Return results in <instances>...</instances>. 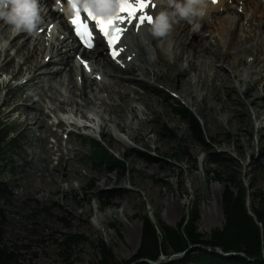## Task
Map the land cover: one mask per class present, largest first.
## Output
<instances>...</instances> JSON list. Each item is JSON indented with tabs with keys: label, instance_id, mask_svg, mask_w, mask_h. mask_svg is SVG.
Returning <instances> with one entry per match:
<instances>
[{
	"label": "rangeland",
	"instance_id": "rangeland-1",
	"mask_svg": "<svg viewBox=\"0 0 264 264\" xmlns=\"http://www.w3.org/2000/svg\"><path fill=\"white\" fill-rule=\"evenodd\" d=\"M237 12L242 13V10ZM217 23L218 20L214 24ZM56 24L57 22L54 26ZM42 31L43 29L35 31L34 35L37 36ZM168 38V35L160 37L156 43L158 47H163L168 41V48L163 57L167 64L172 62L175 53L174 45ZM140 45L145 51L140 52V61H144L150 56L149 47L142 42ZM7 46L8 41L0 35V121L17 131L26 151L14 158V164L18 168L16 177H11L5 171L2 173V179L11 184L15 196L8 206L3 207L7 216L4 241L18 255L21 263L68 264L70 260V264H89L100 258L101 243L111 248L119 261L129 260L140 247L142 219L146 215L154 219V215L159 214L166 224L176 227L188 215L189 210L195 208L200 216V232L209 234L213 229L223 227L224 184L207 175L210 169L218 167L206 163L203 148L189 134L188 126L174 115L173 107L176 102L182 103L201 118L206 134L215 140L216 150L239 159L240 166L236 170L241 172L247 186L253 182L255 189H264V108L261 110L253 105L254 97L250 96L249 92L253 90L254 82L251 81L252 76L247 77L248 72L253 74L254 79L259 77L260 68L249 67L248 63L252 59L250 55H244L242 61L237 64L238 78L244 75L241 77L242 82H239L238 78L233 79L232 84L225 88L215 79V69H208L207 89L201 91L204 100L201 96L192 101L175 91L160 88L159 85L153 87V95L158 102L154 115L140 102H134L140 119L147 120L142 125L147 127L146 141L140 142L133 140V135L139 128L137 123L132 129L126 128L127 132L122 133L108 121L107 112L100 108L99 104L87 113L89 120L76 116L71 107L65 106V110L62 109L59 114L65 122L61 126L64 131L58 129L54 122L60 119H55L49 109V99L41 101L38 96L35 100H40L48 114L46 124L50 127V133L46 136L35 127L23 133L24 129L19 124L20 114L10 113L15 105L14 99L18 95H35L40 91L34 92L31 85L26 86L23 91L20 90L19 86L29 78L27 73L16 78L11 84H5L17 74L23 63L21 58H17L14 64L8 63L9 59L4 56ZM98 46L97 41L93 50ZM65 50L63 48V51ZM14 53L12 50L9 55L12 57ZM122 57L124 59L125 54ZM259 63L264 65V56L257 62ZM183 66L186 64L183 63ZM58 67L62 65L53 68ZM200 69L201 67L196 65L188 72L187 79L197 78ZM218 69H224L229 74H232L233 70L230 67ZM165 72V67H162V73ZM260 86H264V77ZM132 88L139 94L148 91L144 85ZM64 95L67 94L64 92ZM100 95L108 100L105 92ZM129 96L133 98L134 93L130 92ZM169 96L173 99H169ZM6 99L10 103L4 106ZM216 111L220 112L218 119L222 126L219 128L213 124ZM129 116L131 117V113ZM157 116L161 119L157 120ZM70 118L78 121L81 128L69 127ZM85 123L88 127H84ZM164 126L176 131L182 138L185 156L177 157L180 149L176 140L161 135ZM71 128L75 132L70 135L67 131ZM54 132L61 135L60 143L53 135ZM69 138L71 143L67 144ZM89 139L101 141L112 155L124 157L126 170L121 172L105 166L94 167L90 162ZM119 140L127 142V147L122 150L113 147L112 142ZM46 145L55 151L52 155V165H59L62 156H70L74 159L77 175H74L71 187L67 183L62 185L59 194L48 197L41 191L30 197L29 181L40 176L39 172L46 157ZM69 151L76 156L69 155ZM145 155L152 156L155 160L148 162ZM197 156L198 163L195 164L194 159ZM83 175L85 177H82ZM108 177L112 182L106 183ZM99 194L107 196V206L98 202ZM118 194L120 196H116ZM70 234L83 236L84 243L74 247L68 254L59 243Z\"/></svg>",
	"mask_w": 264,
	"mask_h": 264
},
{
	"label": "bare ground",
	"instance_id": "bare-ground-1",
	"mask_svg": "<svg viewBox=\"0 0 264 264\" xmlns=\"http://www.w3.org/2000/svg\"><path fill=\"white\" fill-rule=\"evenodd\" d=\"M38 4L41 22L35 31H43L37 36L34 35L35 31L31 34L26 31L16 32L13 26L0 19V35L8 41L4 56L9 59V64H14L17 58L23 60L17 74L5 84L9 85L12 80L27 73L29 78L19 86L20 90L23 91L26 86L31 85L34 92L40 91L35 95H18L14 99L15 105L10 113L20 114L19 124L24 129L23 133L34 127L46 136L50 133V127L46 124L48 114L40 102L49 99V109L61 123L64 121L59 114L62 109L65 110V106L71 107L76 116L89 120L87 113L99 104L100 108L107 112L108 121L122 133L127 132L126 128L132 129L137 123L139 128L135 131L133 140L145 142L147 127L142 125L147 120L140 119L134 102H140L154 115L158 102L153 95V87L159 85L160 88L175 91L192 101L201 96L204 100L201 91L207 89L208 69H215V79L225 88L232 84L233 79L238 78L237 64L242 61L244 55L252 57L248 63L250 68H260L259 77L254 79L253 74L249 72L247 77L252 76L251 81L254 82L253 90L249 92V95L254 97L253 105L261 110L264 108V86H260L264 77V65L257 64L264 56V0H210L205 17L198 20V31H193L187 21L173 19L167 35L174 45L175 53L172 62L168 64L163 58L168 41L163 47H158L156 43L160 37L153 35L151 24L134 26L137 24L134 21L133 25H129L119 45L125 57L123 59L121 55L113 60L102 40L98 41L99 46L94 50H81L69 23L71 10L65 2L38 0ZM151 5H154V8ZM239 9L242 13L237 12ZM161 10L157 0H151L148 13L155 18ZM216 20L218 23L215 25ZM55 22L57 24L54 26ZM140 42L149 47L150 56L144 61H140V52H145ZM63 48L66 50L63 51ZM12 50L15 53L11 57L9 52ZM83 62L87 63V67ZM183 63L186 66H183ZM56 65L62 67L53 68ZM196 65L201 67L200 74L195 79H187L188 72ZM162 67H165V73H162ZM218 67H230L233 69L232 74ZM243 76L240 75L239 82H242ZM143 85L152 93L144 91L139 94L132 88ZM64 92L67 95H64ZM101 92L108 95V100L100 95ZM130 92L134 93L133 98L129 96ZM36 96L40 97V100H35ZM9 103L6 99L3 105ZM219 114L220 112L216 111L214 117L213 124L216 128L222 126L218 119ZM156 119L161 118L157 116ZM68 125L73 129L81 128L79 122L71 118L68 119ZM83 125L88 127L86 123ZM69 134H73L72 130ZM53 135L60 143L61 135L57 132ZM68 143H71L70 138ZM112 144L117 150L127 147V142L121 140L113 141ZM44 153L46 157L39 172L40 176L29 181L30 197L41 191L48 197L59 194L62 185L67 183L71 187L74 175H77L72 157L62 156L60 164L54 166V149L46 145ZM71 154L76 156L69 151V155ZM108 182H112L110 177L106 179V183ZM140 234L141 224L139 236Z\"/></svg>",
	"mask_w": 264,
	"mask_h": 264
},
{
	"label": "trees",
	"instance_id": "trees-1",
	"mask_svg": "<svg viewBox=\"0 0 264 264\" xmlns=\"http://www.w3.org/2000/svg\"><path fill=\"white\" fill-rule=\"evenodd\" d=\"M169 99L173 98L169 96ZM176 103L173 107L174 115L188 126L189 134L203 148L206 163L218 167L210 169L207 175L224 184L223 227L215 228L209 234L200 232V216L195 208H191L176 227L166 224L159 214L154 215V219L146 215L142 219L140 247L131 259L119 261L113 250L101 243L100 258L89 264H151L161 260L168 261L179 254L184 255L164 264H264V189H255L253 182L250 187L247 186L241 172L236 170L240 166L239 159L216 150L215 140L206 134L200 117L182 103ZM161 135L179 143L177 157L186 155L183 140L176 131L164 126ZM21 143L17 131L0 121V264H23L4 241L7 216L3 207L8 206L15 196L11 184L2 179L3 171L11 177L18 175L14 158L26 151ZM88 143L91 149L90 162L94 167L105 166L121 172L126 170L124 157L112 155L101 141L89 139ZM145 157L148 162L155 160L149 155ZM194 163H198V156ZM257 167L260 169L259 164ZM97 200L102 206L108 205L106 195L99 194ZM83 243V236L70 234L59 245L65 253L70 254L74 247ZM219 250L236 255L225 257ZM70 263L68 260V264Z\"/></svg>",
	"mask_w": 264,
	"mask_h": 264
},
{
	"label": "snow or ice",
	"instance_id": "snow-or-ice-1",
	"mask_svg": "<svg viewBox=\"0 0 264 264\" xmlns=\"http://www.w3.org/2000/svg\"><path fill=\"white\" fill-rule=\"evenodd\" d=\"M67 0V4L73 13L69 23L73 26L75 35L84 46L92 48L94 46V33H98L101 39L108 45L111 56L116 58L120 55L121 38L127 31L129 25L136 21L138 25L144 23L151 24L153 18L148 14L151 0H115L117 9L108 15H97L90 5L95 0ZM216 2V0H213ZM60 3V0H57ZM154 7V5H151ZM86 13V18L82 17L81 11ZM85 67H87V63Z\"/></svg>",
	"mask_w": 264,
	"mask_h": 264
},
{
	"label": "clouds",
	"instance_id": "clouds-1",
	"mask_svg": "<svg viewBox=\"0 0 264 264\" xmlns=\"http://www.w3.org/2000/svg\"><path fill=\"white\" fill-rule=\"evenodd\" d=\"M160 8L151 23L156 37H165L172 27V20L187 21L193 31L200 29L199 19L206 15L210 0H157ZM95 10V5H90ZM83 7V0L81 2ZM0 19L13 26L16 32L33 33L41 22L38 0H0Z\"/></svg>",
	"mask_w": 264,
	"mask_h": 264
},
{
	"label": "water",
	"instance_id": "water-1",
	"mask_svg": "<svg viewBox=\"0 0 264 264\" xmlns=\"http://www.w3.org/2000/svg\"><path fill=\"white\" fill-rule=\"evenodd\" d=\"M220 254H222L223 256L225 257H231V256H234L236 255V253H231V254H226V253H223L221 250L218 251ZM184 254H179V255H175L173 257H171L168 261H164V260H161L159 262H151V264H164V263H167V262H170L172 261L173 259H175V257L177 256H183ZM135 264V263H134Z\"/></svg>",
	"mask_w": 264,
	"mask_h": 264
}]
</instances>
